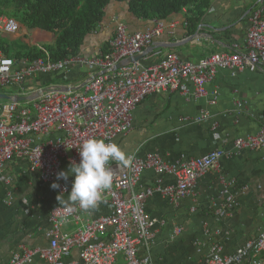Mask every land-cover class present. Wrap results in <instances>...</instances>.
Listing matches in <instances>:
<instances>
[{"label":"built area","instance_id":"built-area-1","mask_svg":"<svg viewBox=\"0 0 264 264\" xmlns=\"http://www.w3.org/2000/svg\"><path fill=\"white\" fill-rule=\"evenodd\" d=\"M182 12L185 14L186 9ZM249 24L245 41L234 44L231 52L214 54L197 62L185 61L174 52L157 51L153 54L157 61L148 67L135 62L116 68L154 45L166 30L163 21H155L151 28L133 33L126 25H117L108 43L110 52L92 57L77 55L55 62L46 53L45 57L33 61L16 62L0 51L1 88L17 87L29 80L58 74H64L66 80L75 67L89 71L87 80L80 86L38 83L28 88L29 96L34 99L0 107V176L8 163L22 160L30 171L39 175L42 183L56 182L60 185L59 193L68 196L72 182L57 180L62 162L79 163L78 149L89 138L117 143L119 137L132 129V113L148 96L180 91L187 100L198 101L208 96L207 86L215 81L220 70H228L234 77L245 71L264 70V0L249 17ZM19 29L17 20L0 16V36L16 34ZM216 103L215 98L212 104ZM238 106L242 108L243 104ZM210 118V114H204L184 120L199 124ZM217 127V124L213 126ZM234 147L231 152L234 155L245 150H264V123L257 134L236 139ZM226 155L224 149H217L202 158L171 163L158 154L145 157L130 154L132 163L127 167L111 161L113 184L100 203L107 206V214L95 220H83L82 215L87 211L78 203L70 205L71 213L57 205L49 212L48 245L44 248L23 246L5 264H30L34 258L48 264H115L119 256L125 264H155L151 257L139 254L140 246L153 244L156 239V222L145 212L147 199L157 193L177 203L191 196L198 181L218 170ZM145 171L161 178L173 176L176 184L164 186L159 178L154 187L137 190ZM5 183L11 185V180L6 179ZM223 194L231 210L235 194L229 187H225ZM218 214L230 213L225 209ZM66 225L73 226L74 230L62 231ZM182 231L177 228L176 236ZM73 249L79 252V262L68 260ZM224 250L223 244L214 243L206 264H264V225L259 235L236 253L227 255Z\"/></svg>","mask_w":264,"mask_h":264},{"label":"crops","instance_id":"crops-1","mask_svg":"<svg viewBox=\"0 0 264 264\" xmlns=\"http://www.w3.org/2000/svg\"><path fill=\"white\" fill-rule=\"evenodd\" d=\"M258 5L259 0H212L210 9L192 35L187 33L184 17L173 16L164 21L166 30L155 40L156 50L141 63L146 67L154 64L157 58L153 54L157 51L174 52L191 62L229 53L234 44L245 41L249 17ZM119 24L126 25L133 33L151 28L154 22L137 20L128 13L125 4L112 2L99 28L86 38L80 55H98ZM0 42L7 45L20 42V48L25 50L50 42V38L37 35L36 39H31L20 24L16 34L1 35ZM88 73L84 67H75L66 80L64 74L48 78V81L51 79L49 85L80 86L87 80ZM55 78L60 81L52 82ZM39 81L0 87V107L12 102L1 96L29 97L28 88L35 86L33 82L44 85L45 80ZM207 90L208 96L198 101L187 100L180 91L148 96L132 113V129L117 139L116 144L127 156L158 154L171 163L202 158L217 149L227 152L219 169L201 178L191 196L177 203L157 193L147 199L145 212L156 222V239L153 244L140 246L139 254L151 257L155 264H206L217 242L223 244L225 254L232 255L255 239L264 225V150H245L240 155L231 153L236 139L257 134L264 123V70L245 71L235 77L228 70H220ZM239 103L243 104L242 108ZM204 114H210L211 118L199 124L184 120ZM215 124L217 129L213 128ZM70 164L64 160L61 171H67ZM159 178L154 172L145 171L136 189L154 187ZM6 179L11 180V185L5 183ZM73 179L70 176L66 182ZM161 179L164 186L176 184L173 176ZM51 184L42 183L39 175L30 171L22 160L10 162L3 169L0 176V264L7 263L23 246L44 248L48 245L49 212L59 205L57 197L68 198L61 195L58 188L52 189ZM225 187L235 194L231 210L226 206ZM225 209L230 214L220 216L218 212ZM107 213V206L99 204L98 208L84 212L82 218L95 220ZM177 228L183 231L176 236ZM73 230L71 225L62 228V231ZM68 260L79 262L77 249L72 250ZM30 264L48 263L34 258ZM115 264H125L123 257L119 256Z\"/></svg>","mask_w":264,"mask_h":264},{"label":"trees","instance_id":"trees-1","mask_svg":"<svg viewBox=\"0 0 264 264\" xmlns=\"http://www.w3.org/2000/svg\"><path fill=\"white\" fill-rule=\"evenodd\" d=\"M112 2L125 4L128 13L137 20L164 22L182 15L187 33L192 35L210 9L212 0H0V16L17 20L27 29L31 39H36L37 35L50 38V42L42 43L40 48L34 46L14 54L9 45L0 42V51L16 62L33 61L45 57L46 53L55 62L80 55L86 38L99 28ZM183 9H186L184 15ZM101 52H110L109 44L103 45ZM38 79L45 80L44 85H49L51 80L48 81V77ZM59 81L55 78L52 82Z\"/></svg>","mask_w":264,"mask_h":264},{"label":"clouds","instance_id":"clouds-1","mask_svg":"<svg viewBox=\"0 0 264 264\" xmlns=\"http://www.w3.org/2000/svg\"><path fill=\"white\" fill-rule=\"evenodd\" d=\"M78 152L80 162H72L67 171L57 174V180L68 181L70 176L74 177L67 200L57 197L59 206H63L67 213L73 211L70 205L77 203L85 211L98 208L103 202V194L113 184L109 163L115 161L125 167L132 163V158L116 143H106L104 139L89 138L80 145ZM59 187L56 182L51 184L52 189Z\"/></svg>","mask_w":264,"mask_h":264},{"label":"water","instance_id":"water-1","mask_svg":"<svg viewBox=\"0 0 264 264\" xmlns=\"http://www.w3.org/2000/svg\"><path fill=\"white\" fill-rule=\"evenodd\" d=\"M261 0H259L260 2ZM156 50L155 45L150 46L149 48L145 49L141 54H138L132 58H128L125 61L121 62L116 66V68H120L123 65L132 64L135 62H141L143 59H145L147 56L151 55ZM67 89V88H66ZM46 89H43L45 91ZM3 99L12 101V102H20V101H26V100H32L34 97H23V98H15V97H9V96H1Z\"/></svg>","mask_w":264,"mask_h":264},{"label":"rangeland","instance_id":"rangeland-1","mask_svg":"<svg viewBox=\"0 0 264 264\" xmlns=\"http://www.w3.org/2000/svg\"><path fill=\"white\" fill-rule=\"evenodd\" d=\"M8 44L10 45L9 49H10V52L12 54H14L16 51H22L23 50L22 48H20L21 47V43L20 42H14V43L8 42ZM33 84L35 86H37L36 82H33Z\"/></svg>","mask_w":264,"mask_h":264}]
</instances>
